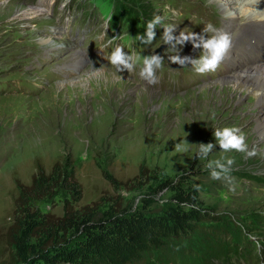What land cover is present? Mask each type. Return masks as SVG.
Listing matches in <instances>:
<instances>
[{
  "label": "rangeland",
  "instance_id": "rangeland-1",
  "mask_svg": "<svg viewBox=\"0 0 264 264\" xmlns=\"http://www.w3.org/2000/svg\"><path fill=\"white\" fill-rule=\"evenodd\" d=\"M204 6L220 14L211 0H0L2 232L12 221L18 187L36 171L57 167L74 180L33 202L40 214L62 216L65 206L79 216L89 207L95 219L111 208L161 214L174 204L176 189L190 192L199 208L221 219L213 226L239 230L246 248L264 241V143L253 138L255 108L244 109L249 97L241 91L238 100L224 104L207 101L203 93L216 91L237 63L201 75L191 65L168 60L175 53L167 51L159 25L151 44L135 39L143 22L157 15L164 24L177 25L174 35L199 34L208 23L225 28L233 41L244 34L242 17L235 24L219 23L215 11L209 14ZM117 47L134 56L135 71L117 74L107 63L105 55ZM177 47L182 57L201 54L187 42ZM158 49L164 63L156 71L157 83L148 85L139 76L142 58ZM256 51L258 56L245 57L263 59L264 49ZM240 117L246 121L239 129L247 130L255 156L216 145L207 159L197 158L200 144H215L214 131L234 127ZM227 159L235 160L229 173L234 191L224 179H212L207 168L209 161ZM80 234L69 230L66 239L75 241ZM199 263L264 264V252L250 247L218 263L205 257Z\"/></svg>",
  "mask_w": 264,
  "mask_h": 264
},
{
  "label": "trees",
  "instance_id": "trees-1",
  "mask_svg": "<svg viewBox=\"0 0 264 264\" xmlns=\"http://www.w3.org/2000/svg\"><path fill=\"white\" fill-rule=\"evenodd\" d=\"M147 23L138 35H144ZM68 180H74L71 173L54 167L48 173L36 171L27 185L18 187L12 221L0 229V264H200L204 257L218 263L226 254L246 253L250 247L264 252L262 239L246 248L239 230L213 226L221 219L199 208L190 192L176 189L174 204L161 214L111 208L95 219L86 206L81 216L68 206L62 216L40 214L33 202ZM69 230L81 232L80 238L66 239Z\"/></svg>",
  "mask_w": 264,
  "mask_h": 264
},
{
  "label": "clouds",
  "instance_id": "clouds-1",
  "mask_svg": "<svg viewBox=\"0 0 264 264\" xmlns=\"http://www.w3.org/2000/svg\"><path fill=\"white\" fill-rule=\"evenodd\" d=\"M258 0H255V4ZM164 18L157 15L147 23L144 35H137L136 40L141 44L149 45L155 39V30L157 26L163 28V44L167 45V51L172 54L168 56V60L180 65L182 68L191 65L198 74L215 73L217 69L230 58L234 47L233 37L225 28H217L213 24H206L202 32L197 34L192 31H180L179 35H174L177 25L164 24ZM190 43L192 48L202 49L198 59H192L188 56H180L177 46L183 47L185 43ZM110 63L115 67L117 74L123 72H133L136 70L137 60L133 55H128L123 48L117 47L110 55ZM164 59L162 55H148L142 58V68H140L139 76L147 82L148 85L157 83L156 71L162 67ZM94 72L99 71L93 70ZM120 78L121 75H120ZM216 143L200 144L197 158L207 159L208 155L213 151L216 145L223 152L235 151L246 154L247 157L256 155L254 149L249 150L246 143V136L238 127H224L216 129L213 133ZM235 164L234 159L225 161L215 160L209 161L207 168L210 170L211 178L214 180L224 179L229 184V191H234L233 178L229 175L232 166Z\"/></svg>",
  "mask_w": 264,
  "mask_h": 264
},
{
  "label": "bare ground",
  "instance_id": "bare-ground-1",
  "mask_svg": "<svg viewBox=\"0 0 264 264\" xmlns=\"http://www.w3.org/2000/svg\"><path fill=\"white\" fill-rule=\"evenodd\" d=\"M211 3L218 5L221 9L220 14L212 8L204 7L209 14L215 11L219 23L226 20V22L235 24L237 19L242 17V22L246 23V29L238 41H234L230 58L223 62L229 64V66L237 63L238 69L230 76L219 80L220 87L216 91L213 88L211 89L213 92H217L215 97L210 89H205L203 93L208 96L207 101H210V99L212 101L219 100L221 104H224L226 100H230V102L238 100L237 94L240 91L244 92L249 97L244 109H251L254 106L255 114H257L252 116V118H255L253 138L255 142L257 141L261 145V143H264V58L250 60L245 56L249 53L258 56L256 50H259V48L264 49V0H258L256 4L255 0H211ZM231 8L232 11H229ZM258 35H261V37ZM199 51L202 52V49H199ZM243 58L244 60H242ZM75 64L77 66L82 65L80 62ZM123 80L125 79H121L119 82ZM136 89H139L138 86ZM141 93L144 92L141 90ZM148 96L150 95L148 94ZM222 112L223 110H220V113ZM243 121H246V119L240 117L236 120L234 127L239 128ZM241 132L245 135L247 130ZM262 153L264 154V151Z\"/></svg>",
  "mask_w": 264,
  "mask_h": 264
},
{
  "label": "water",
  "instance_id": "water-1",
  "mask_svg": "<svg viewBox=\"0 0 264 264\" xmlns=\"http://www.w3.org/2000/svg\"><path fill=\"white\" fill-rule=\"evenodd\" d=\"M159 54H160V51H159V50H157V51H156V55H159Z\"/></svg>",
  "mask_w": 264,
  "mask_h": 264
}]
</instances>
